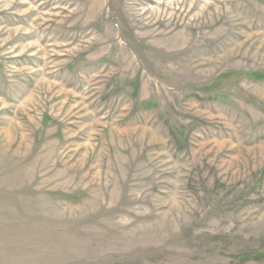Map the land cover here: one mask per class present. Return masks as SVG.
Masks as SVG:
<instances>
[{"label": "rangeland", "instance_id": "obj_1", "mask_svg": "<svg viewBox=\"0 0 264 264\" xmlns=\"http://www.w3.org/2000/svg\"><path fill=\"white\" fill-rule=\"evenodd\" d=\"M0 264H264V0H0Z\"/></svg>", "mask_w": 264, "mask_h": 264}]
</instances>
